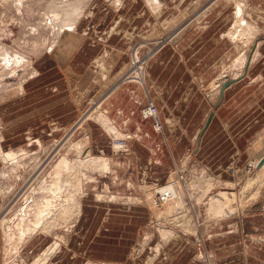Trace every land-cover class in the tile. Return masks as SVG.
Segmentation results:
<instances>
[{"label": "rangeland", "instance_id": "1", "mask_svg": "<svg viewBox=\"0 0 264 264\" xmlns=\"http://www.w3.org/2000/svg\"><path fill=\"white\" fill-rule=\"evenodd\" d=\"M5 1L0 0V264H40L59 246L46 264H118L127 258L128 264H151L153 259L155 264L183 251L187 243L204 259V244L225 240L244 242V264H264V130L252 122L258 106L246 115L250 121L243 130L244 152L225 169L203 165L194 153L198 139L185 137L176 160L166 156L168 168L159 184L151 176L147 180L142 169L141 176L134 172L126 160L128 148L115 142L125 140L128 147L130 138L111 124L102 105L121 85L143 84L158 52L168 50L164 59L173 64L170 50H179L182 41L188 46L202 39L206 31L213 46L208 63L218 70L208 92L220 97L222 83L230 79V86L244 81V91L260 95L256 90L264 86V0H77L76 5V0H23L22 7L18 1ZM63 6L71 13V8L79 10L80 17L70 13L71 22L66 20ZM56 12L61 13L58 19ZM69 27L82 43L77 46H82V72L74 70L78 48L73 58L67 48L73 40L64 35ZM223 36L229 43L221 60L223 50L215 47ZM99 43L110 47L111 62L93 49ZM181 52L186 59L187 47ZM113 57L116 66L111 65ZM99 61L109 68L105 74ZM21 86L23 93L18 91ZM151 103L141 110L142 116ZM203 123L202 117L200 127ZM87 160L97 163L89 165ZM256 181L262 183L261 188L257 184L261 193L242 202ZM225 194L228 205L216 208ZM49 203L54 204L46 210ZM77 203L81 213L58 217L51 228L42 229L60 215L61 205ZM130 208L143 209L142 214L126 213L141 216L137 231L128 233L131 225L128 234L105 231L109 209L118 220L124 216L121 210ZM83 212L90 216L79 222ZM127 221L131 223L130 217ZM125 235L128 242L122 241Z\"/></svg>", "mask_w": 264, "mask_h": 264}, {"label": "crops", "instance_id": "2", "mask_svg": "<svg viewBox=\"0 0 264 264\" xmlns=\"http://www.w3.org/2000/svg\"><path fill=\"white\" fill-rule=\"evenodd\" d=\"M208 30L212 31L213 26L211 25ZM207 34L206 31V34L204 33V36H201L202 39L191 40L188 46H184L185 42L182 41L179 50L177 48L176 50L174 48V50H170L173 53V64L166 62L167 59H164V53L168 50L158 52L155 60L147 70L143 84L125 83L113 94L111 93V96L108 95L103 99L102 105L107 110L105 111L107 116H105L108 119L110 118L111 124L124 136L130 138L127 142L129 155L126 160L131 161L134 172L137 171L138 173L142 169L147 180L151 176L159 180L156 181L157 183L164 182L165 170L168 168L166 156L168 155L170 159L176 160V154L181 150V138L185 137L190 140L193 138L198 139V146L194 147V153L203 165L207 168L225 169L234 160L235 156L237 157L244 152V138L247 133L243 130L247 128L245 127L246 123L250 121V118L246 119V115L251 114L255 106H258V110H255V115H258L255 116L252 122H255L260 130H264V86L256 90L260 95L253 96L248 91H244V81H240L225 90L222 101L218 95L215 97L212 95L214 93L208 92L206 89H212L211 85L218 77V70H214L213 66L208 63L213 57L211 53H208V50L213 46L211 40H208ZM111 37H113V34ZM111 37L108 36V41L113 43ZM225 38L224 36L222 39L218 38V45L215 47H220L221 51L223 50L222 53L220 52L221 60L227 55L229 42ZM93 47L91 48L100 50L99 54H103L105 60L111 62V57L114 54L111 53L108 45H104V48H102L103 46L99 43V46ZM186 47L189 55L185 59L181 50ZM81 51L82 46L77 49L76 54L81 53ZM76 54H73L72 58ZM82 55L75 60L74 70L78 72H82V66H79ZM91 56H94V54ZM112 61L111 65L116 66L114 57ZM98 66L104 74L109 71L103 61L98 62ZM149 100L162 107L160 121L164 127L163 133L155 131L153 120H144L142 117L141 110L147 106ZM218 103L219 106L216 108L215 106ZM162 105L166 106L169 111V119L165 117ZM211 113L214 114L213 119L203 132ZM202 117L204 123L200 127ZM200 128L202 129L200 130ZM251 129H254L253 126H251ZM149 172H151L150 175ZM139 175L140 173H138ZM139 210L138 208L121 210L124 212V216L117 220L116 217L118 216H111L113 215L110 214L112 209H109L107 221L112 223L108 224L110 226H106L108 230L105 231L110 233L120 229L121 233L124 231L126 234L137 231L141 216L135 214H142L141 212H143V209L140 210L141 212ZM98 213H100L99 210ZM126 213L135 214L129 215ZM89 216V212L88 214L83 212L79 222L84 220V217L87 219ZM98 216L102 217L101 214H98ZM128 217L131 219L130 224H127ZM123 221H125V224H122ZM130 225L134 227L128 232ZM79 227H84V225H79ZM102 231V228L98 230L100 234ZM122 241L128 242V236L125 235ZM168 247L166 246L165 249ZM244 247V242L239 240L206 243L203 246L206 258L203 259L196 256L195 249L187 243L185 249L176 252L173 255L174 257L162 258L157 260L155 264H244ZM122 262L120 261L118 264H128V258L125 262Z\"/></svg>", "mask_w": 264, "mask_h": 264}, {"label": "bare ground", "instance_id": "3", "mask_svg": "<svg viewBox=\"0 0 264 264\" xmlns=\"http://www.w3.org/2000/svg\"><path fill=\"white\" fill-rule=\"evenodd\" d=\"M4 1H5V0H4ZM6 1H7V0H6ZM6 1H5V2H6ZM14 1H16V3H17V1H18V4H20V5H18V6H19V7H20V6L22 7V5H23V4H22V3H23V0H14ZM78 1H79V0H78ZM81 1H82V0H81ZM2 2H3V1H2ZM9 2H10V1H9ZM68 2H69V1H68ZM72 2H73V0H72ZM147 2H148V1H147ZM149 2H150V1H149ZM11 3H13V2H11ZM14 3H15V2H14ZM14 3H13V4H14ZM60 3H61V2H60ZM70 3H71V2H70ZM80 3H81V2H79V4H80ZM151 3H152V2H151ZM154 3H155V2H154ZM6 4H8V2H6ZM54 4H55V3H54ZM62 4L65 5V2L62 3ZM74 4H75V5L77 4V0H76V3L74 2ZM155 4H156V3H155ZM8 5H9V4H8ZM14 5H15V4H14ZM52 5H53V4H52ZM66 5H67V4H66ZM69 5H70V6H73L72 4H68V6H69ZM120 5H121V4H120ZM68 6H67V7H68ZM50 7H51V6H50ZM50 7H49V8H50ZM63 7H64V6H63ZM67 7L65 6L64 9L67 8ZM74 7H75V6H74ZM76 7H77V6H76ZM245 7H246V6H245ZM52 8H53V7H52ZM60 8H62V5L60 6ZM70 8H71V7H70ZM80 8H81V7H80ZM80 8H77V9H80ZM64 9H63V10H64ZM72 9H74V12H73ZM81 9H82V8H81ZM158 9H159V8H158ZM158 9H157V10H158ZM241 9H242V8H241ZM50 10H52V9H50ZM65 10H66V12H67L66 14L64 13ZM65 10L63 11L64 14H61L62 11H61L60 14H61V16H62V15H63L64 17L66 16V20L69 19V18L71 19V16H70L71 14H73V15L75 14V15H76L77 12L79 11V10L77 11L75 8H71V10H72L73 13H71V12L69 11V9H68V10L65 9ZM54 11H55V10H54ZM56 11H57V10H56ZM83 11H84V10H83ZM239 11H241V10H239ZM50 12H51V11H50ZM52 12H53V11H52ZM68 12H69V13H68ZM56 13H57V12H56ZM70 13H71V14H70ZM79 13H80V12H78V14H79ZM83 13H84V12H83ZM51 14H52V13H51ZM60 14L57 13V15H56V16L54 15V16L57 18L58 15L60 16ZM240 14H241V13H240ZM75 15H74V16H75ZM82 15H83V14H82ZM59 16H58V17H59ZM74 16H72V20H74L72 23H75V21H76V20H75L76 18L73 19ZM76 16H77V15H76ZM78 16L80 17V14H79ZM240 16H241V15H240ZM61 18H62V17H61ZM52 19H53V18H52ZM57 19H58V18H57ZM57 19H56V20H57ZM70 19H69V20H70ZM77 19H79V18H77ZM69 20H68V22H69ZM51 21H53V20H51ZM60 21H61V20H60ZM64 21H65V19H64ZM66 22H67V21H66ZM66 22H65V23H66ZM68 22H67V24H68ZM70 22H71V20H70ZM77 22H78V20H77ZM77 22H76V23H77ZM55 23H56V21H55ZM59 23L61 24V23H63V22H59ZM72 23H71V24H72ZM238 23L240 24V26L242 25V23H243V19H242V17H240V18L238 19ZM67 24H65V26H66ZM69 24H70V23H69ZM69 24H68V26H69ZM71 24H70V26H71ZM235 24H236V23H235ZM26 25H27V24H26ZM75 25H77V24H75ZM42 27H43V26H42ZM63 27H64V26H63ZM66 27H67V26H66ZM72 27H74V24H72ZM59 28H60V27H59ZM74 28H75V27H74ZM42 29H43V28H42ZM47 29H48V28H47ZM63 29H65V28H63ZM68 29H70V27H69ZM24 30H25V29H24ZM37 30H38V28H37ZM241 30H242V29H241ZM64 31H66V29H65ZM72 31H73V28L70 29V30H67V31L65 32V34H64L66 39H67L66 36H71V37L73 38V40H72V44L70 43L71 46L69 45L68 40H67V43H68V44L66 43V45H69L68 47H67V46H66V47L69 48V50H70L69 53L71 52V55H72V53H73L72 51H73V50H74V49L80 44V40H79V38L76 37L77 35H75L76 33L73 34ZM233 31H234V30H233ZM56 32H57V31H56ZM47 33H48V32H47ZM254 34H255V33H254ZM257 34H258V33H257ZM252 35H253V33H252ZM28 36H29V35H28ZM255 36H256V35H255ZM50 37H51V36H50ZM71 37H70V38H71ZM65 38H64V39H65ZM58 39H60V38H58ZM61 39H62V38H61ZM66 39H65V40H66ZM65 40H64V41H65ZM0 41H1V40H0ZM61 41H62V40H61ZM65 42H66V41H65ZM56 44H57V43H56ZM58 44H59V43H58ZM81 44H82V43H81ZM0 45H1V44H0ZM39 45H40V44H39ZM61 45H62V44H61ZM61 45H60V47H61ZM63 46H65V45L63 44ZM52 47H53V46H52ZM0 48H1V47H0ZM77 48H78V47H77ZM53 49H54V48H53ZM61 49H63V47H62ZM4 50L6 51V48H5ZM1 51H2V50H1ZM5 51H3V52H5ZM59 51H61V50H59ZM51 52H52V51H51ZM6 53H7V52H6ZM6 53H4V55L7 56ZM8 53H9V52H8ZM60 53H61V52H60ZM1 54H2V53H1ZM13 54H14V52H13ZM13 54H12V56H13ZM73 54H75V52H74ZM256 54H257V53H256ZM10 55H11V53H10ZM68 55H70V54H68ZM6 56H4V57L6 58ZM17 56H18V55H17ZM4 57H3V59H4ZM10 57H11V56H10ZM13 58H16L15 55H14ZM20 58H22V57H20ZM25 58H26V57H25ZM106 58H107V57H106ZM10 59H11V58H10ZM107 59H108V58H107ZM0 60H1V59H0ZM4 60H6V59H4ZM8 60H9V59H8ZM8 60H7V61H8ZM13 60H14V59H13ZM13 60H12V61H13ZM23 60H24V59H23ZM7 61H6V63H7ZM10 61H11V60H10ZM12 61H11V62H12ZM17 61H18V63H20L22 60H21V61L17 60ZM99 62H100V61H99ZM249 62H251V61L249 60ZM3 63H5V61H4ZM3 63H2V64H3ZM6 63H5V64H6ZM14 63H15V62H14ZM244 63H245V62H244ZM2 64H1V65H2ZM5 64H4V65H5ZM7 64H8V63H7ZM16 64H17V63H16ZM24 64H25V62H24ZM10 65H11V64H10ZM12 65H13V64H12ZM14 65H15V64H14ZM17 65H18V64H17ZM19 65H21V64H19ZM139 65H140V64H139ZM62 66H63V65H62ZM242 66H243V65H242ZM6 67H7V65H6ZM8 67H9V65H8ZM10 67H12V66H10ZM0 68H2V67H0ZM138 68H139V67H138ZM4 69H5V68H4ZM4 69H3V71H4ZM8 69H9V68H8ZM12 69H13V68H12ZM241 69H242V68H241ZM243 69H244V68H243ZM10 70H11V69H9V71H10ZM239 71H240V70H239ZM242 71H243V70H242ZM142 73H143V71H142ZM239 73H241V72H239ZM244 73H245V71H244ZM7 74H8V73H7ZM33 74H36V73H35V72H32L31 75H33ZM233 74H234V73H232L231 75H233ZM241 74H242V73H241ZM12 75H13V74H12ZM231 75H230V76H231ZM235 75H236V74H235ZM2 76H4V75H2ZM228 76H229V75H228ZM226 77H227V75H226ZM4 78H5V76H4ZM140 78H141V77H140ZM223 78H224V77H223ZM20 80H21V79H20ZM142 80H143V78H142ZM222 80H223V79H222ZM223 81H224V80H223ZM140 82H141V81H140ZM217 82H219V81H217ZM220 82H221V81H220ZM220 82H219V83H220ZM23 83H24V82H23ZM219 83H218V84H219ZM222 84H223V83H222ZM220 85H221V84H220ZM220 85H219V86H220ZM140 86H141V85H140ZM214 86H215V85H214ZM9 87H10V86H9ZM17 87H18V86H17ZM217 90H218V89H217ZM18 91H20V93H23V88H22V86L19 87ZM215 103H216V102H215ZM115 131H116L115 129H111V132H114V133H115ZM112 134H113V133H112ZM117 134H119V133H117ZM117 136H118V135H117ZM0 141H1V140H0ZM80 149H81V148H80ZM117 149H118V148H117ZM257 149H260V148H257ZM257 149H256V152L258 151ZM260 150H261V149H260ZM261 151H262V150H261ZM80 152H82V151L80 150ZM89 153H90V152H89ZM87 154H88V153H87ZM3 156H4V155H2V157H3ZM8 156H9V155H8ZM0 157H1V156H0ZM88 157H89V156H88ZM85 158H86V157H85ZM63 159H64V158H63ZM66 159H67V158H66ZM64 161H65V160H64ZM87 161H88L89 165H94L95 163H97L95 160H87ZM58 164H59V163H58ZM66 166H67V165H66ZM62 169H63V168H62ZM64 169H67V168H64ZM64 169H63V171H64ZM63 171L58 172V173H59V174H60V173H63ZM54 172H56V170H55ZM56 173H57V172H56ZM50 176H51V173H50ZM57 177H58V175H57ZM52 178H53V177H52ZM59 178H60V177H59ZM86 178H88V177H86ZM65 181H66V180H65ZM47 182H48V181H47ZM258 182H259V181H256V182L252 185V187L250 188V190H252V188H253V189H254L253 191H256L255 193H253V191H251L252 193H251V192L247 193V191H248L249 189H248V190H245V192H244V196H241V197H242V198H241V201H242V202H243V201H244V202L250 201V200H252V198H255L258 194L261 193V192L259 191V189L262 187V183H260V184H261V185H260V184H258ZM257 184L259 185L260 188L257 187V186H258ZM255 186H256V187H255ZM263 186H264V185H263ZM257 188H258V189H257ZM76 190H77V189H76ZM76 190H75V191H76ZM261 190H262V189H261ZM44 191H45V190H44ZM68 191H70V190H68ZM46 192H47V191H46ZM259 192H260V193H259ZM40 193H41V192H40ZM43 193H44V192H43ZM43 193H42V194H43ZM71 193H72V192H71ZM250 193H251V195H250ZM4 194H5V193H4ZM44 194H45V193H44ZM46 194H47V193H46ZM56 194H57V193H56ZM245 194H249L250 196H248V195L245 196ZM63 196H64V195H63ZM63 196H62V197H63ZM66 196H67V195H66ZM222 196H223V194H222ZM222 196H221L220 198H222ZM226 196H227V195L225 194V195H224V199L222 198V199L224 200L223 203H219V204L216 203V208H218V206H221V207H222V206H227V205H228V202H227L228 199H226ZM250 198H251V199H250ZM52 199H53V198H52ZM78 199H80V198L78 197ZM78 199H77V200H78ZM55 200H56L57 202L61 203L62 198H61V196H57V197L55 198ZM55 200H54L53 202H55ZM32 201H33V200H32ZM79 201H80V200H79ZM29 202H30V201L27 202L28 206H29ZM32 203H33V202H32ZM27 204H26L25 206H27ZM53 204H54V203H49V205H48V207L46 208V210H49V209L52 207ZM213 204H215V203H213ZM57 205H58V204H57ZM57 210H58V209H57ZM59 210H60V209H59ZM27 211H28V210H27ZM60 211H61V212H60V215H59V213L56 214L57 216H55L54 218L52 217V219H51L52 221H50V222H48V223L46 222L47 224H44V223L42 222V223L44 224V227H43L42 229H46L47 227H48V229L51 228V224H54V222H55L56 220L59 219L58 217H60V218H66L68 215H71V214L74 213V212H79V213H81V206H80V203H77V205H76V204H75V205H73V204L61 205V210H60ZM50 213H51V212H50ZM76 215H77V214H76ZM77 217L79 218V217H80V214H78ZM8 219H9V218H8ZM48 220H49V219H48ZM43 221H44V219H43ZM20 225H21V224H20ZM21 227H22V226H21ZM2 229H3V228H2ZM19 229H20V228H19ZM22 230H23V229H22ZM61 230H62V229H61ZM36 231H37V230H36ZM57 231H58V228H57ZM57 231H56V232H57ZM62 231H63V230H62ZM17 232H18V230H17ZM17 234H18V233H17ZM38 234H39V233H38ZM18 235H19V234H18ZM54 235H56V233H55ZM22 236H23V235H22ZM22 236H21V237H22ZM26 236H27V235H26ZM7 237H8V236H7ZM15 238H16V237H15ZM15 238H14V239H15ZM21 240H22V239H21ZM63 241H64V240H63ZM60 249H61L60 246H59L58 249H54L53 252H52L47 258H44V259L41 261L40 264H46L48 261H50V259L53 258V256H55L56 252L59 251ZM153 260H154V259H153ZM153 260L151 261V264H153V263L155 262V261L153 262ZM36 261H37V260H36ZM38 262H39V261H38Z\"/></svg>", "mask_w": 264, "mask_h": 264}, {"label": "built area", "instance_id": "4", "mask_svg": "<svg viewBox=\"0 0 264 264\" xmlns=\"http://www.w3.org/2000/svg\"><path fill=\"white\" fill-rule=\"evenodd\" d=\"M143 119L144 120H153L154 121V128L157 132L162 133L163 132V125L160 121V116L158 112V108L155 106L154 103H151V105L143 112ZM116 145L119 144L123 150H125L127 145L125 144V140H115ZM115 145V146H116ZM162 200V198H161Z\"/></svg>", "mask_w": 264, "mask_h": 264}, {"label": "water", "instance_id": "5", "mask_svg": "<svg viewBox=\"0 0 264 264\" xmlns=\"http://www.w3.org/2000/svg\"><path fill=\"white\" fill-rule=\"evenodd\" d=\"M249 59H250V58H249ZM248 67H249V64H248L246 70L248 69ZM228 79H229V78H228ZM233 82H234V80H230V79H229V80H227L225 83L222 84V86H221V90H220V100L223 99L225 90H226V89H227V88H228ZM218 106H219V103L216 104L215 107L217 108ZM213 116H214V114L211 113L210 116H209L208 122H207V124H206V127H205V129L203 130V132H204V131L207 129V127L209 126L210 122H211L212 119H213ZM200 140H201V139H200ZM200 140H199V142H200ZM263 161H264V160H262L260 164H262Z\"/></svg>", "mask_w": 264, "mask_h": 264}]
</instances>
